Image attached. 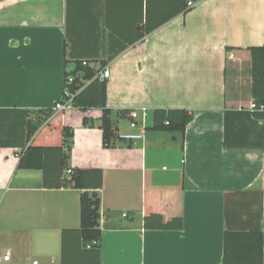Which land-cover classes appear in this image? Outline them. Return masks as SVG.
<instances>
[{
  "label": "crops",
  "instance_id": "crops-1",
  "mask_svg": "<svg viewBox=\"0 0 264 264\" xmlns=\"http://www.w3.org/2000/svg\"><path fill=\"white\" fill-rule=\"evenodd\" d=\"M262 46L264 0H0V264H223L226 229L264 242V121L246 112L264 99ZM84 61L111 72L118 135L140 132L121 126L132 110L148 126L158 108L194 114L185 133L105 147L93 78L41 124L29 144L65 142L66 168L103 171L99 249L82 244L81 190L54 185L58 151L45 173L18 166L28 121Z\"/></svg>",
  "mask_w": 264,
  "mask_h": 264
},
{
  "label": "trees",
  "instance_id": "trees-1",
  "mask_svg": "<svg viewBox=\"0 0 264 264\" xmlns=\"http://www.w3.org/2000/svg\"><path fill=\"white\" fill-rule=\"evenodd\" d=\"M264 50V46L260 47ZM253 51L255 48H252ZM257 50V49H256ZM85 62V61H84ZM84 62L71 70L66 71V79L73 75L74 81L69 85L73 92H77L73 100V105H80L78 98L80 90L83 88V80L88 81L94 78L95 68ZM256 60H254L253 75L254 83L256 77ZM84 71L83 78L79 76V72ZM83 79V80H81ZM97 79V78H96ZM95 79V80H96ZM103 85V100L99 104L103 108V114L100 120V127L103 131V145L105 147H116L124 140L118 135L117 127L111 118V110L106 106V82ZM257 105H264L263 100H254ZM255 120H262L263 113H258L251 110H246ZM40 116L36 120H29L27 123V145L22 149L19 155V168L43 169L44 173L47 170V157L52 151H58L59 156V172L58 181L54 184L56 187H73L81 190L80 195V219H81V237L82 244L87 247L91 244V248H100L103 238V231L100 226L101 219V197L99 189L103 186V171L101 169H82L78 167L66 168V152L69 151L68 145L65 142L58 147H47L42 145L29 144L30 140L37 132L41 124L50 118L54 113L53 108L40 110L37 112ZM193 113L184 108H158L153 113V125L147 126L146 129L165 131L171 133H185L187 125L193 119ZM85 126H93L95 122L89 117L84 118ZM70 132L68 128L63 129V137ZM68 144V143H67ZM128 146H132L129 142ZM225 146L227 148L235 147L229 140L228 127L226 120L225 128ZM70 169L71 172L66 174L64 170ZM96 241L95 244H92ZM262 230L251 231H229L226 229L224 237V258L223 264H264V244Z\"/></svg>",
  "mask_w": 264,
  "mask_h": 264
},
{
  "label": "built area",
  "instance_id": "built-area-1",
  "mask_svg": "<svg viewBox=\"0 0 264 264\" xmlns=\"http://www.w3.org/2000/svg\"><path fill=\"white\" fill-rule=\"evenodd\" d=\"M193 2L190 1L189 5H192ZM84 64H87V62H84ZM79 76L81 78H83L84 75V71H80ZM110 70L108 68L104 69V70H100L94 78H97L101 81L106 80L107 78L110 77ZM74 76L71 75L68 77V79H66V83L64 86V91L62 93V95L60 96V98L57 100V102L54 104L53 106V111L54 112H64L68 109H70L73 106V100L76 97L77 92H73L71 91V89L69 88L68 84H71L74 81ZM83 80V79H81ZM83 82L85 83L86 81L83 80ZM83 83V84H84ZM250 110L251 111H255L258 113H263L264 114V105H257L256 103H252L250 106ZM147 114H146V110L145 108L142 110L141 114L138 110H132L130 112V126L132 129H136V128H140V132H129V133H125L122 135H119L124 141H128V142H132L138 139H144L145 138V134H146V127L147 125ZM264 121V118L262 119ZM68 173L71 172L70 169L66 170ZM96 241H94L92 244H95ZM88 248H91V244L87 245ZM32 264H40L38 260H34Z\"/></svg>",
  "mask_w": 264,
  "mask_h": 264
},
{
  "label": "rangeland",
  "instance_id": "rangeland-1",
  "mask_svg": "<svg viewBox=\"0 0 264 264\" xmlns=\"http://www.w3.org/2000/svg\"><path fill=\"white\" fill-rule=\"evenodd\" d=\"M121 126H125L127 125V127L130 125V122H128L126 119H121ZM147 122L148 124H150L151 120H150V116L147 118ZM129 133V132H127ZM163 165H165L166 167H171V162L169 160H165Z\"/></svg>",
  "mask_w": 264,
  "mask_h": 264
}]
</instances>
